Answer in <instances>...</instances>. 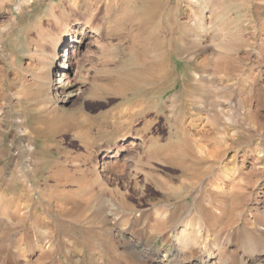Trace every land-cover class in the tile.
<instances>
[{
  "label": "rangeland",
  "instance_id": "374dc122",
  "mask_svg": "<svg viewBox=\"0 0 264 264\" xmlns=\"http://www.w3.org/2000/svg\"><path fill=\"white\" fill-rule=\"evenodd\" d=\"M199 1L208 5L201 21L211 25L207 33L195 38L197 30L190 26L191 20L197 14L202 17V12L201 7L190 0H81L78 7L72 6L70 0H0V205L11 208L8 218L0 216V264H22L17 250H25L35 258L40 253L38 246L50 241L54 244L53 251L39 264H94L89 257L92 241L86 240L91 227H94L93 238L99 244L105 264H127L129 258L135 261L139 258L109 233L98 229V224L93 223L95 219L90 220L92 216H89V212L75 208V211L63 210L65 205L55 190L57 180L51 176L61 168H67L78 177L84 172L88 178L84 182L85 189L91 185L96 196L103 191L105 195L113 196L128 212L121 219L131 222L130 226L134 229L139 230L141 226L132 219L133 215L153 204L157 207L160 205L159 208L166 204H189L184 206L185 209L172 210L173 215L168 218L180 214L186 216L188 207L195 204V191L190 193L192 196L185 195V192L178 196L160 191L153 184L143 181V175L138 172L144 168L154 173L160 181L177 186L184 178L181 169L161 161L143 163L141 167L131 161L142 151V137L157 138L161 144L176 139L174 117L178 110L171 109V99L176 95L180 102L178 105L186 104L188 109L191 108V100L198 106L200 103L196 98L201 96V101L207 99V104L212 101L216 104V138L224 132L238 130L239 135L234 143L229 140L231 149L226 153L225 161H229L235 150L242 153L241 150L254 148L256 142L264 147V0ZM53 5L55 9L52 11ZM95 5H99L97 10H94ZM91 11H94V18L104 24L101 35L84 24L75 25L76 19L85 20ZM67 25L71 26L70 33L63 37ZM202 44H205V49ZM65 50L71 55L69 62L75 64V70L78 67L81 71L86 81L85 90L66 104L54 102L60 108L70 110L74 120H86L90 130L85 136L97 139L89 146L84 142L85 136L77 135L80 131L78 127L58 131L49 140H34L22 131L37 124L35 118L41 113V87L43 82L49 86L56 74L55 66L64 63ZM56 52L58 56L55 58ZM162 55H167L166 69L169 75L166 81L158 86H146L142 83L146 78L145 69L161 60ZM193 56L196 58L193 59ZM205 59H209L207 65L204 64ZM221 62H225V65ZM215 68L216 86L203 90L199 84L195 89L196 72L199 75L209 74ZM117 81L122 84L115 93ZM123 81L136 86L142 83V86L124 90ZM54 93L52 86L48 90V98L55 96ZM142 97H146L150 110L145 116H135L134 122L132 120L128 125L131 128H128L126 125L130 118L127 110L139 103ZM222 106L226 108L222 109ZM238 111L241 115H237ZM193 114L196 119L204 115L197 107ZM19 116L24 120L21 123L17 122ZM64 121L67 122V119ZM113 122L120 128V135L115 138L111 132L115 129ZM217 122L221 123L220 127H217ZM206 128L211 127L208 125ZM83 130L87 131L86 128ZM103 130L110 131V136H102ZM125 136L127 139H123ZM112 153L119 154L117 160L109 157ZM253 157L248 160L251 161ZM249 161L241 164L243 170L254 169ZM261 164L264 165V161ZM32 169L36 170L33 175ZM22 174H27V178H22ZM261 180L264 181V175ZM11 182L16 184L14 189ZM68 185L65 186L64 200H71L70 203L87 200V193L77 192V184ZM15 196L20 199L22 213H16L11 206ZM207 198L206 195L199 198L197 206L206 205ZM94 200L98 201L93 198L90 200L92 204ZM199 211L202 214L192 213L184 220H198L202 224L204 216L212 218L213 214H208L205 208ZM66 213H69L68 216ZM151 214L148 212L147 216H153ZM35 224L44 228L43 234L48 227V230L54 228L51 239L43 238L41 232L35 230ZM244 229L239 223L231 230L224 231L220 240H216V250L221 242L236 257L245 254ZM228 234L229 238L226 237ZM250 236L259 243L264 254V237L259 236L257 231ZM161 239V236L152 237L154 244H162ZM163 246L170 248L172 244ZM79 254L85 257L82 259Z\"/></svg>",
  "mask_w": 264,
  "mask_h": 264
},
{
  "label": "bare ground",
  "instance_id": "6f19581e",
  "mask_svg": "<svg viewBox=\"0 0 264 264\" xmlns=\"http://www.w3.org/2000/svg\"><path fill=\"white\" fill-rule=\"evenodd\" d=\"M80 1L81 0H70V3L72 6L78 7ZM190 1L193 4H197L198 7L199 6L201 7L202 17L198 16V14L194 15V19L191 20V25H190L192 27H195V29L197 30L194 36L195 38H198L200 34L207 33L211 25L201 21L205 11L208 9V5L206 4V2L201 3V1L199 0H190ZM98 6L99 5H95L94 10H97ZM54 9L55 7L53 5L50 10L53 11ZM92 13H94V11H91V14L85 20L76 19L75 25L84 24L83 26L88 27L89 30H93L95 31L96 34L101 35L104 24L98 22L94 18V14ZM70 28L71 26L67 25L63 37H66V33L67 35L68 33H70L69 32ZM203 46H204L203 48L205 49V44ZM70 47H74V46H70ZM256 50L257 52H259L258 49ZM65 51H66L64 55L65 61L64 63H60L58 66H55L56 74L55 76L52 77L51 82H49V86L45 85L43 82V85L41 87L42 91L41 94L39 95V101L41 104L40 105L41 113L39 116H37V118H35L37 120L36 121L37 124L30 125V127H26L22 130L26 132L29 136H31L32 139L34 140L38 138L49 140L53 138V136L58 131H66L71 129L75 130L77 129V127L80 128L79 134L77 133V135L82 137L85 136V133H88V131L90 130L86 126L87 125L86 120H79V121L74 120L72 118L73 114L70 110L62 109L60 108V106L55 104L56 102L66 104L72 101L73 99L78 98L85 90L84 86L86 81L83 79L81 71L79 70L78 67L75 70V66H74L75 64L72 61L69 62L71 55H69L68 50ZM55 54H56L55 55L56 58L58 56L57 52ZM162 56L163 58L161 60L153 63L150 67L145 69L146 78L143 80L142 83L146 84V86H155V85L158 86L163 81H166V78L169 75L166 69L167 55H162ZM195 58L196 57L193 56V59ZM201 63L202 61L200 62V64ZM208 63H209V59H207V61L205 59L204 64L207 65ZM222 64L225 65V62H223ZM224 69L226 70V68ZM196 73L197 76H194L197 85L195 86V89L198 87L199 84H200L199 87L203 90H205L206 88L212 89L213 87L216 86V79H215L216 68L212 73L209 74L199 75V72ZM128 82L129 81L125 82L123 86L124 90L136 89V87L139 85L138 84L136 86L134 83H128ZM120 83L122 84V82L117 81L116 83L117 86H114V92L116 91L117 87L121 88ZM142 83L140 84L141 86ZM52 86L55 88V93H54L55 96L51 95L48 98V90L52 88ZM121 91H123V89H121ZM185 91H188V89H186ZM185 96L187 95L185 94ZM257 96L258 95H256L255 97ZM196 99H199L198 104L199 103L200 104L196 106L195 105L196 103L194 101L189 100L190 101L189 105L191 106V108H189L190 109L189 111L188 106L186 104L183 105L180 104V106L178 105L180 102L177 95L172 97L171 109L176 108L178 110L177 115L174 117L176 122V131H177L176 139L174 141L171 140L166 144H161L157 138L150 139L147 137H142L141 139L142 147H140L142 148V151H140L139 154L137 153L135 159L133 158L131 159V161H133L135 165L140 164V167L141 165L143 166V163L161 161L164 163H168L170 165H174L179 169H181L184 178L181 184L177 186L167 181L166 182L160 181L159 179H157L154 173H151V171L145 170L144 168H140L138 172L143 175V181L153 184L155 188H157L160 191L175 193L178 196L184 194V192L185 195L188 196V194L194 193L195 191L194 193L195 204L188 207V211H187L188 213L186 216H182L183 214H180L179 216L176 217L172 216L171 218H168L169 216L173 215L172 210L174 211L176 209H181V208L185 209L184 206L187 205L186 203L181 204L180 206L178 205L171 206L164 204L165 207H161V208H159L160 205L157 207V205L153 204L144 207L143 209L140 210L139 213L133 215L132 219H135V223L141 226V228L137 230L134 229L133 226H130L131 222L129 221L127 222L124 221V219H121L128 212L124 210L123 207L119 203H117L116 200L112 198L113 196L110 197L108 195H105L104 191L96 196V191H94L95 189H93L91 185L87 189H85L86 186L84 182L88 180V178L87 175L84 174V172L81 176L78 177L75 176L74 173L70 172L69 170H66L67 168L66 169L61 168L57 171H54L51 174V176H53L54 179L57 180L55 190L58 192L57 195L59 199H61L62 203L65 205L63 210L66 209L74 210L75 208L77 210L82 209L84 213L89 212L90 213L89 216H92V219L90 218L89 219L90 220L95 219L93 223L98 224L97 226L98 229L106 231L114 240L122 244V246L126 247L127 250L131 251V253L136 254L137 256L139 255L138 256L139 258L136 260L138 262L129 258L128 261L126 262L127 264H139V263L140 264H264V254L261 253L262 250L260 245H258L259 243H257L253 239H250L251 237L250 235L252 234V232L254 233L255 231L259 233V236L264 237V181L261 180L262 176L264 175V165L261 164V162L264 161V147L261 146L259 142H256L255 144L256 146L254 145V148L251 147L241 150L242 153L239 150H235L234 154L230 156L231 158L229 159V161H225L226 153L231 147V144H229L230 142L229 140H231L233 144L234 141L238 138L239 132L238 130H234L231 133L224 132L223 135L221 134L222 135L221 137L219 136L216 138V110L214 109V107H216V104L213 101L208 102L207 104V99L206 101H201L203 99V96ZM259 102L260 101H258V103ZM146 103H147L146 97H142L139 103L135 104L134 106L130 107L129 110H127L130 121H128L126 127L131 128V126L128 125L131 123L133 119H135V116L137 115L145 116L147 114V112L150 110V106H148V104ZM184 105L187 107H185ZM258 105H261V103ZM240 106L242 107V104ZM195 107H197L200 113H204V115L199 116L197 119L196 116L193 114ZM247 107L249 106L247 105ZM225 108H226L225 106H222V109ZM247 112L249 111L247 110ZM237 113H238L237 115H241L240 111H238ZM21 117L19 119L17 118L18 123L24 121L23 119H21ZM64 119H67V122L64 121L65 122L64 123L63 122ZM220 124H221L220 122H217V127H220L219 126ZM112 125L113 128L115 129L111 132H113L112 135H114L113 137L115 138L116 135L118 136L120 135L118 132L119 131L118 129L120 128L119 125L115 126L114 122L112 123ZM208 125L211 127L210 129L206 128ZM84 128L87 129L86 132H84L83 130ZM103 132L104 133L102 136L104 135L107 136V134L109 135L111 133L108 130H103ZM123 139H127V136H125ZM96 141L97 139H92L89 136L86 137V139H84V142L87 144V146L91 145L92 142H96ZM131 144L136 145L134 142H132ZM105 155L107 154H104V156ZM109 155H110L109 157H113L114 160H117V158L119 157L118 153L115 154L112 153ZM255 155L256 156L258 155V157H255ZM251 156H254L255 158L253 157V159L249 161L248 158L250 159ZM245 161L246 162L249 161V163L252 165V167H254V169H252L251 171L243 170L241 168V164L244 165ZM31 171H32V175L33 172H36L35 169H32ZM29 174L31 173L29 172ZM26 175L27 174H22L21 177L22 178L26 177ZM70 183L77 184L78 186L77 192L87 193L88 196V197L86 196L87 200H80V201L72 200L73 201L71 202L72 204L69 202L71 200L69 201L64 200L63 199L65 195L64 193L66 191L65 186ZM11 184L13 185V189H14L16 187V184L13 182H11ZM31 186H33V184H31ZM101 188L103 189V187ZM203 195L209 197V199L207 198V204L206 205L203 204L202 206L198 207L197 202L199 198H201ZM50 196L51 195H49V197ZM79 198L81 199V197ZM93 198L94 199L97 198L98 200L97 202L96 200H94L93 201L94 204L91 203ZM19 202L20 199L16 197L13 200V203L11 204V206L13 205V208L16 213L21 212L22 207H20ZM68 204L71 205L69 206ZM67 205L69 207H67ZM78 207H80V209H78ZM202 208H205L208 214L211 215L213 214L212 218H208V216H204L202 218L203 225L198 220L195 222H191L187 219L184 220V217L188 218L189 214L197 213V212L202 214V212L199 211ZM10 209L6 205H0L1 218H8L10 214L9 211H11ZM148 212H152L151 215L153 216L148 217L147 216ZM59 215H61V213ZM239 223H241L242 226L246 229L245 231L246 236L243 240V244L247 252L245 251L246 252L245 254H243L240 257H236L235 253L232 250L230 251L227 245L223 246L221 242H219L220 243L219 249L216 250V240L217 241L220 240L221 234L226 230L229 229L231 230L233 226L235 227L236 225H239ZM170 224H172V226L169 229ZM41 225H43V223ZM48 228L47 230H45L46 233L43 234L42 229L44 228L38 224L36 226L35 224V230L37 232L38 231L41 232L40 234L45 239H51L50 234L54 229L53 228L52 230L51 229L48 230ZM93 228L94 227L90 228L91 229L90 234L87 235L88 238L86 239L90 242L92 241L91 243L92 248L90 249L89 257L91 258V261L94 264H105L103 255L100 254L102 253V251L100 250L99 244L95 241V238H93L94 236L93 232L95 231ZM154 236H161L162 244L159 243L154 244L152 241V237ZM223 237L225 236L223 235ZM226 237L229 238L230 234H228ZM168 243H171L172 246L170 248H165L163 245ZM53 247L54 244L51 241L43 245L40 244L37 248L38 252L40 251V253L38 255L36 254L37 257L35 258L29 256L28 255L29 253L27 254L25 250H17V255L22 259L21 260L22 264H39L43 261L42 259L48 253H51V251H53ZM80 256H81L80 258L82 259L85 257L84 254ZM154 258L156 259L154 260Z\"/></svg>",
  "mask_w": 264,
  "mask_h": 264
}]
</instances>
